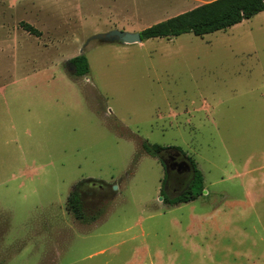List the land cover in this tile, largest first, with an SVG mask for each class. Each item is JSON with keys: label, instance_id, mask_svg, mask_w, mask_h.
Returning a JSON list of instances; mask_svg holds the SVG:
<instances>
[{"label": "rangeland", "instance_id": "rangeland-1", "mask_svg": "<svg viewBox=\"0 0 264 264\" xmlns=\"http://www.w3.org/2000/svg\"><path fill=\"white\" fill-rule=\"evenodd\" d=\"M209 1L0 0V264H264V11L203 36L94 37ZM144 142L181 148L202 194L166 204Z\"/></svg>", "mask_w": 264, "mask_h": 264}, {"label": "trees", "instance_id": "trees-1", "mask_svg": "<svg viewBox=\"0 0 264 264\" xmlns=\"http://www.w3.org/2000/svg\"><path fill=\"white\" fill-rule=\"evenodd\" d=\"M264 11V0H212L196 6L190 10L181 12L164 20L158 21L139 31L141 40L150 38H171L179 36L183 33H192L195 36H203L219 30H225L245 19H249L259 12ZM21 27L27 32L36 36L40 32L29 23L21 22ZM69 62L75 68V75H85L89 71V64L84 54H78ZM165 147L158 144L143 143V149L150 155L156 156L158 152ZM185 153L179 147H173ZM186 156V155H185ZM188 162L193 168L194 178L189 186L181 195L168 196L161 189L164 195L163 201L166 204H177L195 200L202 194L204 183L202 171L197 167L194 160L186 156ZM166 176H164L165 181ZM68 210L73 216L82 223L94 222L99 216L87 215L83 212L79 195L76 192L70 193L67 202Z\"/></svg>", "mask_w": 264, "mask_h": 264}, {"label": "flooded vegetation", "instance_id": "flooded-vegetation-1", "mask_svg": "<svg viewBox=\"0 0 264 264\" xmlns=\"http://www.w3.org/2000/svg\"><path fill=\"white\" fill-rule=\"evenodd\" d=\"M66 64L69 69H73L74 66L69 61ZM160 153L164 154L165 157L168 158L167 160L170 165L168 181L167 183H165V181L163 182L164 185L166 184L167 190L164 192L166 194L170 192L174 196L181 195L194 178L193 168L188 162L187 157L181 151L173 147H165L162 151L158 152L156 156L158 157ZM158 159L160 158L158 157ZM183 160L187 162L188 167L184 168L182 165H179V163H181ZM164 176L167 177L166 170ZM81 186L85 187V190L89 191L92 196H103L105 195L103 194L104 192H111V190L113 191V185H109L102 180L87 179L81 184Z\"/></svg>", "mask_w": 264, "mask_h": 264}, {"label": "water", "instance_id": "water-1", "mask_svg": "<svg viewBox=\"0 0 264 264\" xmlns=\"http://www.w3.org/2000/svg\"><path fill=\"white\" fill-rule=\"evenodd\" d=\"M95 38H98L100 40H104V41H118L121 43H128V44H132V43H137V42H141V37H140V33L139 31H135V32H129V31H125V30H119V29H111L105 33H99L94 35ZM73 70L75 71V68L73 67ZM158 157L161 159L162 163L164 164L165 170H166V180L165 183H167L168 178H169V169H170V165L168 162V158L165 157L164 154H159ZM179 165L185 167H188V164L185 160H183L181 163H179ZM116 185L113 186V189H116ZM163 190L166 191V184L163 187ZM162 200V198H161Z\"/></svg>", "mask_w": 264, "mask_h": 264}]
</instances>
